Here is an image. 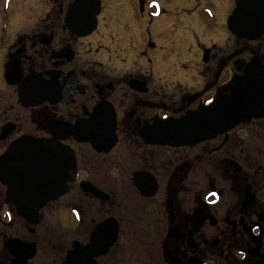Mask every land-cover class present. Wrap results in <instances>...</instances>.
<instances>
[{
    "label": "flooded vegetation",
    "instance_id": "flooded-vegetation-1",
    "mask_svg": "<svg viewBox=\"0 0 264 264\" xmlns=\"http://www.w3.org/2000/svg\"><path fill=\"white\" fill-rule=\"evenodd\" d=\"M14 1L13 9L12 0H0V157L22 137L56 139L73 151L77 177L67 195L39 211L32 234L4 204L0 183V206L13 208L20 222L1 248L9 239L34 243L27 264H63L74 242L86 245L107 221L117 238L98 264H264V119L192 147L147 141L157 121L183 118L226 94L251 58L264 64V36L236 38L228 16L235 49L224 55L204 48L201 88L189 92L168 84L155 63L140 67L131 45L116 46L113 39L134 38L141 0L126 11L99 0L90 34L92 10L71 13L75 0ZM9 24L19 30L8 39ZM6 125L12 132L3 137ZM89 187L106 199L83 190ZM65 212L70 229L62 225ZM12 261L2 248L0 264Z\"/></svg>",
    "mask_w": 264,
    "mask_h": 264
},
{
    "label": "water",
    "instance_id": "water-1",
    "mask_svg": "<svg viewBox=\"0 0 264 264\" xmlns=\"http://www.w3.org/2000/svg\"><path fill=\"white\" fill-rule=\"evenodd\" d=\"M99 8V0H75L70 7L71 13L76 14L92 10V23L85 34L95 30ZM226 24L236 38L258 41L264 36V0H236ZM252 119H264V64L258 57L251 58L241 74L232 78L227 94L199 106L183 118L157 121L147 133V141L157 146L192 147L230 132L240 124L247 125ZM11 132L10 125L2 128L3 137ZM70 136L69 131L60 140ZM76 177L73 151L56 139L22 137L0 157V183L6 187L4 202L13 205L16 214L31 226L30 234L39 222V211L68 194L76 184ZM83 190L103 201L106 199L95 188ZM116 238V226L110 230L105 221L94 228L86 245L72 244L63 264H98L97 258L106 255ZM3 249L13 257L11 264H27L36 255L34 243L18 239L6 240Z\"/></svg>",
    "mask_w": 264,
    "mask_h": 264
},
{
    "label": "rangeland",
    "instance_id": "rangeland-1",
    "mask_svg": "<svg viewBox=\"0 0 264 264\" xmlns=\"http://www.w3.org/2000/svg\"><path fill=\"white\" fill-rule=\"evenodd\" d=\"M141 1L144 4L143 14H141L138 4L135 3L136 11L134 15L136 24L134 38L132 39V36L126 38L121 36L120 39H113L116 46L131 45L137 60H139V66L149 68L151 64L155 63L158 73L161 71L167 73L168 84L171 83L173 86L180 85L182 89H186L189 92L198 87L200 89L201 83L199 85L197 78L201 77L202 71L205 69V66L201 62V51L204 48L216 46V53L219 51L222 53L223 51L222 54L225 55L230 54L235 49L232 46V39L225 26L227 17L234 9L233 1ZM14 2L12 0L9 8L14 9L18 5ZM106 3L108 9L112 6L118 7L117 5H119L118 10L121 11L122 9L126 11L130 9L129 6H132L134 0H107ZM18 30L9 24L5 31L6 37L9 39ZM250 49L255 52L257 47L251 46ZM244 58H247V56H237L232 61ZM210 65L214 67L215 63L213 64L212 62ZM65 213L67 215L62 219V225L70 229V216L68 212ZM9 220L14 221L12 228L2 225V221ZM16 220L13 208L8 210L5 205L0 206V251L2 250L1 242L4 240V237H14L17 234L16 226L19 227L18 224L20 222ZM38 230H41L40 227L37 228V232ZM25 235L26 233H24ZM73 239V236L68 237L65 242L66 246ZM53 244L51 243V246ZM40 257V260H43L41 251ZM43 261L49 262L47 260Z\"/></svg>",
    "mask_w": 264,
    "mask_h": 264
}]
</instances>
